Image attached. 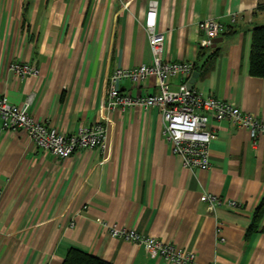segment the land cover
<instances>
[{
  "label": "crops",
  "instance_id": "crops-1",
  "mask_svg": "<svg viewBox=\"0 0 264 264\" xmlns=\"http://www.w3.org/2000/svg\"><path fill=\"white\" fill-rule=\"evenodd\" d=\"M153 2L166 60L193 63L195 90L264 120V79L250 74L264 0H0V97L31 100L30 114L65 135L94 124L108 131L107 150L61 160L0 121V264H63L72 248L111 264H168L112 237L113 228L173 244L196 264H264V213L253 227L264 202V136L213 122L211 167L191 170L165 140L159 110L109 106L116 70L153 62L145 25ZM207 19L226 30L202 51ZM14 63L35 64L40 76L20 79ZM180 84L170 80L172 90ZM117 89L158 92L153 77ZM204 194L240 207L212 210Z\"/></svg>",
  "mask_w": 264,
  "mask_h": 264
},
{
  "label": "built area",
  "instance_id": "built-area-1",
  "mask_svg": "<svg viewBox=\"0 0 264 264\" xmlns=\"http://www.w3.org/2000/svg\"><path fill=\"white\" fill-rule=\"evenodd\" d=\"M157 15L158 6L153 2L145 24L153 52L152 64L116 70L111 78L109 106L122 110L136 106L159 110L165 122L163 136L171 144L173 154L180 156L188 169L208 170L211 167L210 146L215 139L213 122L229 121L235 127L248 131L251 139L255 141L264 136V120L229 101L205 96L195 89L190 90L188 83L195 72L194 64L166 60V34L157 32ZM199 28L204 33L201 41L203 48H212L214 40L226 30L223 24L214 19L201 22ZM11 69L20 79L40 76L35 64L14 63ZM152 77L156 79L158 87V92L154 95L133 98L131 95H122L117 89L120 81L143 83ZM176 77L181 78V84L178 90H172L170 80ZM31 102L29 100L24 106H19L12 104L6 97H0V121L3 122L4 129L25 131L38 149L50 152L61 160L69 159L82 150H107L108 131L102 124L86 125L75 135H65L57 128L36 120L30 114ZM201 200L212 210L240 207L238 202L224 200L214 194H204ZM111 235L140 244L152 258L162 259L168 264H196L195 255L157 238L117 228H113Z\"/></svg>",
  "mask_w": 264,
  "mask_h": 264
},
{
  "label": "trees",
  "instance_id": "trees-1",
  "mask_svg": "<svg viewBox=\"0 0 264 264\" xmlns=\"http://www.w3.org/2000/svg\"><path fill=\"white\" fill-rule=\"evenodd\" d=\"M206 50L202 48V51ZM217 49L211 54L212 59L218 56ZM196 65L194 68L196 70ZM250 74L253 77L264 79V26L253 30L252 45L250 51ZM264 213V202L259 207L254 220L255 227ZM63 264H111L79 249H70Z\"/></svg>",
  "mask_w": 264,
  "mask_h": 264
},
{
  "label": "water",
  "instance_id": "water-1",
  "mask_svg": "<svg viewBox=\"0 0 264 264\" xmlns=\"http://www.w3.org/2000/svg\"><path fill=\"white\" fill-rule=\"evenodd\" d=\"M219 41L220 40H218V39L214 40L215 45L213 47H215L218 44ZM198 78H199V73L198 72H194L193 75H192V78L190 79V81L188 83V88L190 90L194 89V85H195V83H196Z\"/></svg>",
  "mask_w": 264,
  "mask_h": 264
}]
</instances>
